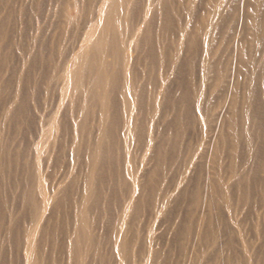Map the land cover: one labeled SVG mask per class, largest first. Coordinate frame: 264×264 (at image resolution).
Returning <instances> with one entry per match:
<instances>
[{
  "label": "bare ground",
  "instance_id": "6f19581e",
  "mask_svg": "<svg viewBox=\"0 0 264 264\" xmlns=\"http://www.w3.org/2000/svg\"><path fill=\"white\" fill-rule=\"evenodd\" d=\"M197 4L0 0V264H264V0Z\"/></svg>",
  "mask_w": 264,
  "mask_h": 264
},
{
  "label": "rangeland",
  "instance_id": "374dc122",
  "mask_svg": "<svg viewBox=\"0 0 264 264\" xmlns=\"http://www.w3.org/2000/svg\"><path fill=\"white\" fill-rule=\"evenodd\" d=\"M198 1V2H197ZM195 0V4L196 3H198L197 5H196V8H200V4H199V0ZM16 5V7H17V4H15ZM43 16H44V18H43ZM48 17V18H47ZM50 16L49 15H46V14H43L42 15V17L40 16V18H39V16L38 17H36L35 18V20H33V22L34 23H40V25L41 26H43V28H45L44 30H45V32L43 33L44 35L46 34V36L48 37V36H50V35H52L53 33H54V29H53V27L50 25V24H48L49 22H51L50 21V19H51V17L49 18ZM38 21H37V20ZM47 19L49 20V22L47 23ZM44 22H43V21ZM36 21V22H35ZM41 21V22H40ZM16 22H17V24L16 25H14V27H13V29H12V33L15 35V37H17V36H19V35H17V31H19V29H18V26L20 27V24H18V22L19 21H17L16 20ZM47 24H46V23ZM42 23V24H41ZM43 23H44V25H43ZM46 24V25H45ZM18 25V26H17ZM28 34L29 35H32V31L31 30H29L28 31ZM17 35V36H16ZM45 36V37H46ZM20 58L21 57H19V55H17V53H15L14 55H13V59L11 60V67H13L14 66V69L15 70H17V68H20ZM180 79H182V81H183V79H185L186 80V76H185V72H182L181 73V75H180ZM173 89V88H172ZM54 100V99H53ZM53 100H52V102H53ZM34 103V102H33ZM42 101H40L39 102V104L40 105H37V106H34V105H32V103H31V105L33 106V111L34 112H36L35 114L37 115H43L46 111H48V109L50 110L51 108H52V105H53V103L52 104H50L49 106H47V107H45L46 109H44V106L42 107ZM31 106V107H32ZM42 108V109H41ZM45 110V112H44V110ZM42 111V112H40L39 113V111ZM262 113L264 114V106L262 107ZM44 112V113H43ZM37 115V116H38ZM65 118L69 121L70 120V118H69V115L68 114H66V116H65ZM186 139L188 140H191V141H193V140H195L196 139V130H195V127H190V129L187 131V135H186ZM188 140V141H189ZM66 164V163H65ZM63 165V167H66V165ZM62 167V168H63ZM61 168V170L59 169V173H56V172H58L57 170L55 171V172H53L52 173V175H51V182H56V180H59L61 177H63V172H61V171H63L65 168H63L62 169ZM46 169H49V166L47 165V167H46ZM45 169V172H49V170H46ZM190 168L189 169H187V173L189 174L190 173V171H192V173L190 174V175H192L193 174V172H194V169L192 170H190ZM55 173H56V175H55ZM61 174V175H60ZM55 179H54V178ZM52 184H54V183H52ZM180 206H183V204H180ZM264 205H259V207L256 209V208H252V212L251 213H249V216L247 217L248 218V220L246 219L245 220V223L243 222V227L245 228L244 229V231H245V233H246V235L250 238H248L247 236V238L252 242V247L254 248V250L255 249H257V257H260L261 256V243L260 242H262V240L260 241V239H259V235H260V238H262L263 239V237H261V234L259 233V234H257V233H255V234H252L253 232H252V230H250L249 229V226H250V223H253V221L256 219V215L258 214V213H262V211L264 210V207H263ZM181 208H183V207H181ZM263 208V209H262ZM255 209V210H254ZM177 212H179V210L177 211ZM177 214V213H176ZM241 217H242V215L241 214H239ZM174 219V218H173ZM176 219V218H175ZM158 220V221H157ZM155 221H157V224L158 225H160V227H158V225L156 224V222ZM154 221V231H155V235H157L156 237H157V245L160 243V245H158V246H162L163 248L162 249H167L168 247L166 246L165 247V245H169V239H168V237L170 238V234H169V231H168V228H167V226H169V222L168 221H166V222H168V224L166 223V222H164L163 220H159V218L158 219H156ZM162 222V224H161V222ZM248 221V222H247ZM247 222V223H246ZM255 222V221H254ZM156 225H157V228H156ZM166 226V227H165ZM156 228V229H155ZM167 228V229H166ZM164 230V231H163ZM167 230V231H166ZM164 232V234H162L163 232ZM168 232V233H167ZM160 233V234H159ZM162 234V235H161ZM158 235H159V237L161 238H158ZM254 235H258L257 237L256 236H254ZM158 240H159V243H158ZM168 240V241H167ZM260 241V242H259ZM168 244H167V243ZM166 243V244H165ZM255 244V246H254V244ZM256 243H259V244H261L260 245V249H258V246L257 245H259V244H256ZM165 244V245H164ZM257 246V247H256ZM165 247V248H164ZM260 250V251H259ZM259 253V254H258Z\"/></svg>",
  "mask_w": 264,
  "mask_h": 264
}]
</instances>
